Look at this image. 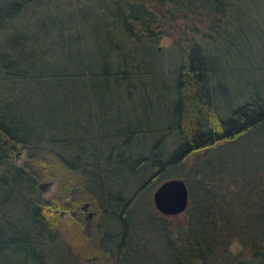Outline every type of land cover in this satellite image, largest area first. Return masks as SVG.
Masks as SVG:
<instances>
[{"label":"trees","instance_id":"16d2710c","mask_svg":"<svg viewBox=\"0 0 264 264\" xmlns=\"http://www.w3.org/2000/svg\"><path fill=\"white\" fill-rule=\"evenodd\" d=\"M89 255L264 264V0H0V264Z\"/></svg>","mask_w":264,"mask_h":264},{"label":"rangeland","instance_id":"374dc122","mask_svg":"<svg viewBox=\"0 0 264 264\" xmlns=\"http://www.w3.org/2000/svg\"><path fill=\"white\" fill-rule=\"evenodd\" d=\"M263 26H260V29H262ZM84 30L87 32V27H84ZM153 49L156 50L157 52V55L159 56V59L161 60V63H156V64H151V65H148V64H144V71L148 70L149 68H154V70L156 72H159L163 69L164 67V62L166 60H168V67L171 66L174 62V56H173V53L171 50H169V47L170 46V38L168 37H163L161 39H159L158 41H154L153 42ZM172 49V48H171ZM155 52V51H154ZM160 80H163V82L165 84H168L170 85V74L168 75V77L166 75H164V77L162 78H159ZM149 81L148 80V77L144 76V82H147ZM146 88V86H145ZM145 92V91H144ZM150 95L152 96V94L150 93ZM145 97V96H144ZM158 99H161L160 97ZM157 98L155 99V103H157L159 100ZM152 100V99H151ZM168 101L166 102V105H167ZM158 104H156V108L158 107L157 106ZM159 111H156L154 112V116L158 117L159 116ZM152 115L151 119L154 118V116ZM23 160V153H17V155L13 158V162L14 164L18 165L21 161ZM53 189V186L50 185L49 188L44 192H42V195L43 196H47L48 194H50V192L52 191ZM153 190V189H152ZM151 190V191H152ZM153 193V191L151 192V194ZM151 196V195H150ZM83 204V203H82ZM81 204V205H82ZM79 206L78 208H76L75 210L79 211V212H82L83 216L85 218H88V214L90 213L91 216L93 215V213L91 212L92 210L89 208L88 204H87V208L85 210L82 209V206ZM81 208V209H80ZM90 216V217H91ZM68 217V212L67 211H63V212H60L59 213V219L61 221V231L64 233L65 237L67 238V240L73 244H75L77 241L75 239V235L74 233L78 230V229H82V230H87L89 229V226H87L85 224V220L83 218V223L80 224V226H77L75 228V230L73 229V223L71 224H68V222L65 220L66 218ZM97 217V213L95 214V216H93L94 219H96ZM87 226V227H86ZM82 244H86L85 241H81ZM234 246V245H233ZM83 264H107L106 262L100 260L99 258H97L96 256L94 255H89L88 257H86L84 260H83Z\"/></svg>","mask_w":264,"mask_h":264},{"label":"water","instance_id":"95a60500","mask_svg":"<svg viewBox=\"0 0 264 264\" xmlns=\"http://www.w3.org/2000/svg\"><path fill=\"white\" fill-rule=\"evenodd\" d=\"M12 146V144H10ZM43 183L38 184L42 188ZM152 204L162 214H175L182 212L187 204V190L181 179H169L162 182L152 193ZM87 204L82 205L85 210ZM91 214H88V218Z\"/></svg>","mask_w":264,"mask_h":264}]
</instances>
